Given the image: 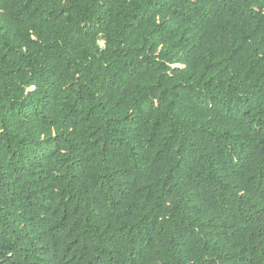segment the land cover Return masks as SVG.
I'll use <instances>...</instances> for the list:
<instances>
[{"label": "trees", "instance_id": "trees-1", "mask_svg": "<svg viewBox=\"0 0 264 264\" xmlns=\"http://www.w3.org/2000/svg\"><path fill=\"white\" fill-rule=\"evenodd\" d=\"M0 264H264V0H0Z\"/></svg>", "mask_w": 264, "mask_h": 264}]
</instances>
